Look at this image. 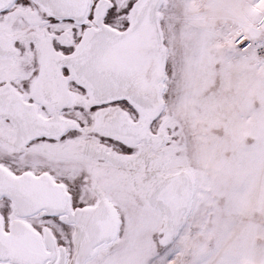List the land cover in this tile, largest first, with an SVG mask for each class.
I'll use <instances>...</instances> for the list:
<instances>
[{
    "label": "snow or ice",
    "instance_id": "obj_1",
    "mask_svg": "<svg viewBox=\"0 0 264 264\" xmlns=\"http://www.w3.org/2000/svg\"><path fill=\"white\" fill-rule=\"evenodd\" d=\"M0 264H264V0H0Z\"/></svg>",
    "mask_w": 264,
    "mask_h": 264
}]
</instances>
